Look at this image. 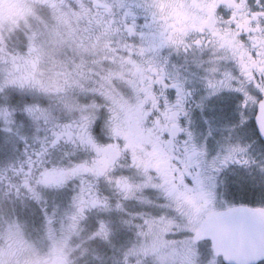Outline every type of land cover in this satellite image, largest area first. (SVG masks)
I'll return each mask as SVG.
<instances>
[{
    "label": "snow or ice",
    "instance_id": "obj_1",
    "mask_svg": "<svg viewBox=\"0 0 264 264\" xmlns=\"http://www.w3.org/2000/svg\"><path fill=\"white\" fill-rule=\"evenodd\" d=\"M172 8L184 13L179 25ZM173 49L185 60L193 53L201 70V109L231 90L228 127L264 143V0H27L21 21L0 25V127L24 143L20 161L16 142L0 137V264H72L66 247L80 222L90 221L88 238L107 239L111 218L91 210L127 211L131 199L155 208L131 213L137 242L124 249L125 264L139 254L145 264H204L209 241L219 264H264V224L245 232L226 218L231 205L209 208L218 188L245 182L221 173L249 164L251 140L210 150L207 135L197 137L187 124L193 87L167 55ZM17 121L44 129L38 149L29 151ZM62 143L71 157L57 154ZM69 185L57 217L45 193ZM146 189L159 200L137 195ZM255 211L264 217V207Z\"/></svg>",
    "mask_w": 264,
    "mask_h": 264
},
{
    "label": "flooded vegetation",
    "instance_id": "obj_2",
    "mask_svg": "<svg viewBox=\"0 0 264 264\" xmlns=\"http://www.w3.org/2000/svg\"><path fill=\"white\" fill-rule=\"evenodd\" d=\"M26 2L27 0H15V1L0 0V5H3V7L0 8V11L3 10L2 12L5 11V15L14 18L15 22H12L10 24H16L17 20L21 21L25 15ZM169 14L173 17L174 22L177 25H179L185 19L184 13L176 8L169 9ZM167 55L170 57L171 61L175 63L176 65L175 70L178 71L182 76L190 78L185 81L186 85L193 87L192 96L186 102L187 104L191 105L187 124L190 128L193 129V131L197 134V137L199 138L197 112L198 109L201 107L196 103V101L201 98V95L204 92V87L200 80V75H199L200 73L199 74L193 73L191 69H187L186 67L187 62H184L185 54L183 52H177L173 49V50H169ZM188 55L189 57L190 56L192 57L193 53L190 52ZM233 99H234V94L231 90L222 89L218 95H214L206 98L204 106L207 107V109H213V108L223 109V107H228L230 110L235 111L232 104ZM126 119L130 122H134L136 119V113L133 110H131V108H129L126 111ZM0 125H3L2 120H0ZM18 125H19V131L27 135L29 151L31 152L33 148L38 149L40 141L35 139V137L43 136L44 129L43 128L36 129L32 124L20 125L19 121H17V124L12 125V127L15 129L17 128ZM127 130L129 131L130 135L132 136L136 135L135 130L133 127H131V125L128 127ZM3 136H9L13 141L16 142V147L12 150L11 157L12 158L18 157L20 161H23L24 152L22 151V148L24 147V143L23 141L19 140V138L16 136L15 131L12 133H6L4 132L3 128L0 127V137ZM209 149L214 150L212 149V145L209 147ZM65 151L68 153V156L71 157L73 155V146L68 143H62L59 149L57 150V154ZM230 165H234V162H231ZM101 188L102 190L104 189L108 190L109 195L111 196L114 202L116 199V195L111 191L110 188H108V186L103 180H101ZM71 190H72L71 185H69L68 187L59 190L47 191L45 195L47 196L46 202L48 204L49 211L51 212L53 205L58 202L60 207L57 209L56 215L57 217H59L61 212L66 207V201L61 199V196L62 195L67 196V194L70 193ZM219 192L220 193L218 194V197L216 196L215 204L212 205L213 207L211 208L217 212L223 211L224 209L229 207L228 204H232V203H223L221 191L219 190ZM137 195L138 196L140 195V197H145L147 198V200H151V201L159 200L158 193L151 189H146L143 192H138ZM25 199H27V197H25ZM138 202L144 203V209H148L145 208V204L147 203L145 199L126 200L124 202V207L127 209V211H123L116 208H113L110 212H103L97 209H92L90 212V216L92 217L103 215L111 218L112 229H113L112 232H110L107 239L102 236L88 238V232L90 231V221L87 218H85L80 222L78 233L77 232L72 233L70 239L68 240L66 250H124L126 247H129L132 243H135L137 241V237L134 238V235L136 234V221H138L139 218L134 215H131V213L137 210L136 205L137 207H139L140 204H137ZM152 206L155 207V204H153ZM233 208L257 209L261 207L251 208L240 203V204L232 205L231 209ZM60 234L61 233H59L58 231V235ZM2 239L3 238L0 237V244L4 243ZM39 254L44 255L46 254V252H41Z\"/></svg>",
    "mask_w": 264,
    "mask_h": 264
},
{
    "label": "rangeland",
    "instance_id": "obj_3",
    "mask_svg": "<svg viewBox=\"0 0 264 264\" xmlns=\"http://www.w3.org/2000/svg\"><path fill=\"white\" fill-rule=\"evenodd\" d=\"M15 1V0H14ZM15 5V4H14ZM16 6V5H15ZM0 11V25H8L15 22L14 18L5 15V11ZM19 22V20H17ZM16 22V23H17ZM187 62V69H191L193 73H200V69L197 68L195 63L190 56ZM193 66V67H192ZM247 115H251V110H248ZM235 111L230 110L228 107H223V109L213 108L203 109L199 108L197 112V123H198V134L199 138L207 135V142L209 147L212 145V149L215 150L221 142L226 138L236 140L237 138L241 143L247 140H251V143L247 148V155L250 158V162L247 166L239 163L234 165H229V167L221 175L232 176L235 174H243L245 176V182L242 184L232 182L233 187L229 188L227 186H221L217 189L216 196L221 191L222 202L234 204L242 203L245 206L251 208L264 207V172L259 168V163H264V143L251 139L249 135L241 131L240 129H233L228 127L235 118ZM207 116L208 119L205 121L204 117ZM223 119V120H221ZM230 119V120H229ZM223 125V126H222ZM209 129H211L209 133ZM254 159L257 163L251 162ZM140 196V195H139ZM141 202V201H140ZM138 202L139 207L136 205V209L139 210L144 208V203ZM153 205V204H152ZM150 205V208H155ZM213 206L209 205L211 209ZM145 208H149V204H145ZM137 237V233L134 238ZM3 241V239H2ZM137 242V241H136ZM199 243L197 242V250H199ZM209 256L205 258L204 264H219L221 256L216 255L212 252L211 241L208 242ZM71 258L72 264H125L124 250H66ZM25 254H31L30 250H25ZM142 259L137 261V257L130 255L128 261L130 264H145L144 254H139Z\"/></svg>",
    "mask_w": 264,
    "mask_h": 264
},
{
    "label": "water",
    "instance_id": "obj_4",
    "mask_svg": "<svg viewBox=\"0 0 264 264\" xmlns=\"http://www.w3.org/2000/svg\"><path fill=\"white\" fill-rule=\"evenodd\" d=\"M226 218L234 225L242 226L245 232L258 230L264 224V217L255 209L249 208H233L227 213Z\"/></svg>",
    "mask_w": 264,
    "mask_h": 264
}]
</instances>
